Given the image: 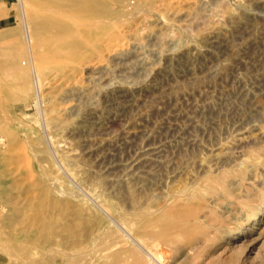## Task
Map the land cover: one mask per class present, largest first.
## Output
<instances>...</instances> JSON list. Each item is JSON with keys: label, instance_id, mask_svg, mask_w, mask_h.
Returning a JSON list of instances; mask_svg holds the SVG:
<instances>
[{"label": "rangeland", "instance_id": "obj_1", "mask_svg": "<svg viewBox=\"0 0 264 264\" xmlns=\"http://www.w3.org/2000/svg\"><path fill=\"white\" fill-rule=\"evenodd\" d=\"M34 1L0 0V264H264V0L144 3L119 30L130 54H89L96 74L89 55L61 70L57 45L27 39ZM146 141L153 160L111 167ZM36 199L70 229L52 234L66 219L45 210L40 231Z\"/></svg>", "mask_w": 264, "mask_h": 264}, {"label": "bare ground", "instance_id": "obj_2", "mask_svg": "<svg viewBox=\"0 0 264 264\" xmlns=\"http://www.w3.org/2000/svg\"><path fill=\"white\" fill-rule=\"evenodd\" d=\"M146 2H143V0H43V1H34L36 6L38 5V3H41L40 4V7H41V10L40 9H37V10H34V9H31L30 10V15L28 14V18H27V22H26V25L24 30V34L26 35L27 39L30 41L32 37H35L37 39V42H36V45H40V44H44L46 46H44L45 48H48V45L47 44H54V45H57L58 46V50L60 51L59 53H56L57 55V58L58 60H60V63L57 64L58 65V68L59 69H69L71 66L74 67L73 65L79 61L80 59H84L83 57L85 55H89L91 54L92 56L94 55V52L95 53H101V50L105 49L107 50V58L109 57V60L110 59H116L117 63L120 61L119 58H122V56H126L128 54H130V47L133 48V46L131 45L130 49L128 48H123L121 46H118V43L120 42L121 37H126L125 35H127V33L125 34L124 31H119V30H122L123 28V24L130 18L131 19V16L136 14V10L140 9V6L142 4H148V3H151V4H148L149 6L150 5H153L154 2L157 3V0H144ZM159 1V0H158ZM164 1V0H163ZM165 2V1H164ZM163 2V3H164ZM199 2V1H198ZM22 3V2H21ZM204 3V1H203ZM161 4V3H160ZM39 6V5H38ZM156 7V6H154ZM159 7V6H158ZM22 8V7H20ZM26 8V7H25ZM145 8V6H144ZM147 7L146 6V11L147 10ZM23 9V8H22ZM143 9V7H142ZM28 10V8H27ZM160 10V9H158ZM24 12V11H23ZM26 12V11H25ZM144 12V11H142ZM141 12V13H142ZM158 13L160 11H157ZM174 12H176L174 10ZM27 13V12H26ZM162 13V12H160ZM171 13V12H170ZM22 14V13H21ZM20 14V15H21ZM145 14V13H144ZM189 14V13H188ZM130 15V16H129ZM157 15V14H156ZM160 15V14H159ZM171 15V14H170ZM173 15V14H172ZM253 15V14H252ZM162 16V15H161ZM175 16V15H174ZM188 16V15H187ZM137 17V15H136ZM140 17V16H139ZM145 17L147 18L148 16L145 15ZM160 18V16H158ZM163 17V16H162ZM161 17V18H162ZM21 18V17H20ZM149 18V17H148ZM147 18V19H148ZM158 18V19H159ZM129 19V20H130ZM136 19H139V18H136ZM141 19V18H140ZM143 19V18H142ZM19 20V19H18ZM157 20V19H155ZM136 21V20H135ZM145 21V20H144ZM156 22V21H155ZM154 22V23H155ZM135 23V22H134ZM137 23V22H136ZM159 23V22H158ZM162 23V22H161ZM22 24V23H21ZM132 25V24H131ZM147 25V24H146ZM162 25V24H161ZM164 25V24H163ZM24 26V25H23ZM128 26H129V23H128ZM160 26V25H159ZM166 26V25H165ZM182 27V25H181ZM184 27V26H183ZM126 28V27H125ZM169 28V27H168ZM168 28H163V29H166L168 30ZM185 28V27H184ZM135 28H133L132 31H134ZM163 29H160L163 30ZM127 31V29H125ZM129 30V29H128ZM164 30V31H166ZM172 30V29H170ZM132 31H129V32H132ZM136 31V30H135ZM169 31V30H168ZM128 32V31H127ZM128 32V34H130ZM163 32V31H162ZM123 34V36L120 37V34ZM151 33V32H150ZM150 33H147L146 35L150 34ZM153 33V32H152ZM156 33V31H155ZM158 33V32H157ZM2 34V33H1ZM0 34V35H1ZM146 35H143L144 37ZM165 35V32L163 33V36ZM130 36V35H128ZM150 36V35H149ZM148 36V37H149ZM155 36V35H154ZM158 36V35H157ZM156 36V37H157ZM167 36V35H166ZM130 37H133V36H130ZM137 37V36H136ZM162 37V36H161ZM169 37V36H167ZM123 38V40H125ZM143 39V37H141ZM147 37H145L144 40H146ZM150 38V37H149ZM158 38V37H157ZM164 38V37H163ZM175 38V37H174ZM131 39V38H130ZM141 39V40H142ZM148 39V38H147ZM159 39V38H158ZM173 39V38H172ZM35 40V39H34ZM134 40V38H133ZM138 39H135V42L137 41ZM140 40V39H139ZM138 40V41H139ZM140 40V41H141ZM153 40V39H152ZM168 40V39H167ZM171 40V39H170ZM174 40V39H173ZM126 41V40H125ZM130 41V40H129ZM177 41V39H176ZM128 42V41H127ZM175 42V41H174ZM129 43V42H128ZM127 43V44H128ZM137 43V42H136ZM135 43V44H136ZM35 44V43H34ZM121 44V43H120ZM130 44H131V41H130ZM129 44V45H130ZM132 44H134L132 42ZM41 46V45H40ZM124 46V45H123ZM136 46V45H135ZM55 48V49H56ZM53 49V48H52ZM56 49V50H57ZM54 50V49H53ZM100 51V52H99ZM57 52V51H56ZM49 53V52H48ZM52 53V52H50ZM49 53V55H50ZM55 51H53L52 54H54ZM93 53V54H92ZM104 53V52H103ZM95 55L97 56L98 60L100 59L98 57V55ZM46 55V53L44 54ZM91 55H89V59L91 60V58H93ZM48 57V55H46ZM45 56V57H46ZM95 56L92 60L95 59ZM56 56L53 55V58H55ZM49 58V57H48ZM52 58V59H53ZM104 58V57H103ZM12 59L14 58H11L10 60V68H13L14 70H16L18 67H16V63L15 61ZM46 58H44L45 60ZM51 59V58H49ZM48 59V60H49ZM51 59V60H52ZM88 58L87 59H84L85 61V65L86 66V69L87 71H89L90 73L92 74H96V73H104V70H106L108 67H106V63L104 64L103 61L100 62V60H94V61H88L89 60ZM119 59V61L117 60ZM47 60V59H46ZM50 60V61H51ZM123 60V59H122ZM121 60V61H122ZM2 61V60H1ZM5 61V60H4ZM7 62V61H6ZM88 62V63H87ZM81 63V61L79 62ZM87 63V65H86ZM116 63V62H115ZM19 64V63H17ZM82 64V63H81ZM263 64V63H262ZM31 65V64H30ZM50 65V63H49ZM52 65V63H51ZM50 65V66H51ZM76 65V64H75ZM78 65V64H77ZM80 65V64H79ZM55 66V63L54 65ZM83 66V67H84ZM20 67V66H19ZM49 68V67H48ZM127 68V66H126ZM45 69V68H44ZM78 69V68H77ZM84 69V68H83ZM19 70V69H18ZM55 70V69H54ZM73 70V69H72ZM108 70V69H107ZM69 71V70H68ZM79 71V70H78ZM86 71V70H85ZM109 71V70H108ZM73 72V71H72ZM71 73V72H70ZM79 73V72H78ZM65 74V73H64ZM89 74V73H88ZM27 75V74H26ZM75 76V74H73ZM78 75V74H77ZM82 75V74H81ZM80 75V76H81ZM66 76V75H65ZM90 76V75H89ZM100 76L102 77V75L100 74ZM123 76V75H122ZM19 77V76H18ZM73 77V76H72ZM76 77V76H75ZM69 78V77H68ZM94 78V77H93ZM127 78V77H126ZM67 79V78H66ZM72 79V78H69L68 79V82H70L69 80ZM97 79V78H96ZM73 80H74V77H73ZM126 80V79H125ZM39 81V80H38ZM94 81H95V78H94ZM127 81V80H126ZM125 81V82H126ZM259 81V80H258ZM68 82H66L65 80V84H67ZM106 82V81H105ZM128 82V81H127ZM19 83V82H18ZM27 83V82H26ZM41 84V82H39ZM71 83V82H70ZM80 83V82H79ZM117 83V82H116ZM124 83V82H123ZM119 84V83H118ZM130 85L132 84L131 82L129 83ZM64 85V84H63ZM114 85V84H113ZM123 85V84H122ZM66 86V85H65ZM105 86V85H104ZM116 86V89H117V85L115 84ZM121 86V85H120ZM124 86V85H123ZM114 87V86H113ZM4 87L1 88L0 86V89H3ZM29 88V87H28ZM68 89V91H71V90H74L73 93L71 94H74L75 91L76 93L77 92H81L83 89L87 90L86 88H84V86H81L80 84H70L69 87L67 86L66 87ZM90 88H93L90 86ZM89 88V89H90ZM123 88V91L125 90L126 91H129L131 89H133L131 87V89L129 88V86L125 85L124 87H121ZM135 88V87H134ZM252 88V87H251ZM8 89V88H7ZM6 89V90H7ZM11 91L14 92V94H18L19 92L25 94L27 92V87L22 83V86L21 84L18 85V84H15L14 86H12L11 88ZM95 89V87H94ZM101 92V86L100 88H98ZM253 89V88H252ZM104 90V89H103ZM10 91V90H9ZM90 91V90H89ZM91 91H93V89H91ZM90 91V92H91ZM96 91V90H95ZM121 91V92H123ZM65 92V91H64ZM98 92V90H97ZM8 93V92H7ZM88 93V92H87ZM94 93V92H93ZM53 94V92H52ZM66 93H64L65 95ZM68 94V92H67ZM91 94V93H90ZM86 95V94H85ZM94 95V94H92ZM19 97V96H18ZM75 97V96H74ZM81 97V96H80ZM87 98V97H86ZM38 102V101H37ZM45 102V101H44ZM205 102V101H204ZM47 103V102H46ZM45 103V104H46ZM91 103V102H90ZM89 104V102L87 103ZM63 105V104H62ZM76 108H79V106L77 105H67L63 108H61L62 110V115L63 114H67V112L71 113V111L75 110ZM81 108H83L81 106ZM80 108V109H81ZM201 109V108H200ZM61 110H60V113H61ZM78 111V110H77ZM76 111V112H77ZM192 111V110H191ZM75 112V111H74ZM73 113V112H72ZM195 114V113H194ZM195 116V115H194ZM190 119V118H189ZM191 120V119H190ZM195 122V121H194ZM192 123V122H191ZM198 123V122H197ZM148 133V132H147ZM261 134V133H259ZM127 135V134H126ZM145 135V134H144ZM238 136L236 137V140L237 142H241L244 135L242 132H239V134H237ZM125 136V135H123ZM128 136V135H127ZM126 137V136H125ZM129 137V136H128ZM150 137V135H149ZM127 138V137H126ZM132 138V137H130ZM146 138V136H145ZM123 139V137H122ZM130 140V139H129ZM147 140V139H146ZM0 141H1V138H0ZM133 142V141H132ZM147 142V141H146ZM150 142V141H149ZM149 142H147L146 144L145 143H142V144H145L143 146H141V150L138 151L135 156L133 155V157L131 159H128V160H123V162H121L118 158L119 161H114L113 164L111 165V167H119L121 168V171L122 170H129L131 168H135L137 169L135 166L138 164H140V162H144V163H147V161H149V159L151 160L152 158L150 157L152 154H154L158 148V145H154L152 144V142H150L151 144H149ZM55 143V142H54ZM125 143V142H124ZM2 144V143H1ZM67 144V143H66ZM127 144V143H126ZM131 144V143H130ZM129 143L127 145L131 146ZM135 144V143H134ZM161 146L163 143H160ZM125 145V144H123ZM139 145V144H137ZM240 145V144H239ZM68 146V145H67ZM136 146V144H135ZM64 147V145H63ZM66 147V146H65ZM116 148V146H114ZM164 147V146H163ZM138 148L140 149V147L138 146ZM225 148V147H224ZM223 148V149H224ZM229 148V147H228ZM226 148V149H228ZM53 149V147H52ZM56 149V148H55ZM120 149V148H119ZM136 150V149H134ZM162 150V149H161ZM117 151V150H116ZM116 151H115V154H116ZM118 152V151H117ZM120 152V151H119ZM160 152V151H158ZM157 152V154H158ZM156 154V153H155ZM156 154V155H157ZM150 155V156H149ZM155 156V155H154ZM153 157V156H152ZM157 157V156H155ZM219 157L216 156V159H218ZM222 158V157H221ZM219 158V159H221ZM116 159V158H115ZM121 159V158H120ZM154 159V158H153ZM152 159V160H153ZM159 159V158H158ZM113 161V160H112ZM137 165V166H138ZM141 165V164H140ZM110 167V168H111ZM134 169V170H135ZM119 171V170H118ZM120 172V171H119ZM124 172V171H123ZM121 172V173H123ZM127 174V173H125ZM129 174V173H128ZM113 176V175H112ZM115 176V175H114ZM108 178V176H107ZM117 178V176H116ZM119 178V177H118ZM123 179V178H122ZM93 180V179H92ZM97 180V179H95ZM109 180V178H108ZM114 181V179H112ZM117 180V179H116ZM111 181V180H110ZM112 181V182H113ZM119 181V180H118ZM123 181H126V180H123ZM116 182V181H115ZM98 183V182H97ZM118 183V182H117ZM38 184V183H37ZM60 184V183H59ZM84 184V183H83ZM43 185V184H42ZM90 185V184H89ZM86 186V185H85ZM91 186V185H90ZM86 188V187H85ZM89 188V187H88ZM35 196V195H34ZM40 196V195H39ZM92 197V196H91ZM41 198V196H40ZM39 199V198H38ZM36 199V200H38ZM33 200V199H32ZM98 201V200H97ZM31 203V202H29ZM36 203V202H35ZM62 204V202H61ZM64 204V203H63ZM62 204V205H63ZM95 204H97L95 202ZM64 206V205H63ZM66 207V206H65ZM67 208V207H66ZM65 208H63L60 204L56 203V202H51L49 204H45V203H42L38 200V202L36 203V207H35V218H36V222H37V228L40 230V231H45L46 228H47V224L48 222L50 223H56L57 222V217L54 213H56L57 215H60V214H63V216H65V219L66 221H64V223H62L61 227H53V229H51V233L54 234V235H57L60 231H66V230H69L71 225L73 224L72 223V220H69L68 219V216L69 214H65ZM104 209L107 210L106 207H104ZM51 211V215L49 217V221L47 222L46 220V217L48 216H45L44 215V211ZM68 210V208L66 209ZM77 210V209H76ZM45 211V212H46ZM79 211V210H78ZM76 213V212H75ZM116 215H119V214H116ZM76 216H77V213H76ZM81 216V215H80ZM79 216V217H80ZM114 217V216H113ZM19 218V217H18ZM34 218V219H35ZM33 219V220H34ZM23 220V218H22ZM119 220V219H117ZM121 220V219H120ZM30 221V220H29ZM35 222V221H34ZM169 222V221H168ZM32 223V222H30ZM127 223V222H126ZM27 224V223H26ZM34 224V223H33ZM121 224V223H120ZM12 225V223L10 224ZM23 226V225H22ZM32 226V225H31ZM30 226V227H31ZM57 226V225H56ZM32 228V227H31ZM50 228V227H49ZM30 229V228H29ZM124 230H127V229H124ZM41 233V232H40ZM46 233V232H45ZM87 233V232H86ZM92 233V232H91ZM43 234V233H42ZM61 233L60 232V235L61 236ZM89 234V233H88ZM45 235V234H44ZM86 235V234H85ZM91 235V234H90ZM96 235V234H95ZM87 236V235H86ZM44 236L43 235H40L38 236V240L42 241L44 239V241L50 239V237H45L43 238ZM54 237V236H53ZM85 237V236H84ZM88 237V236H87ZM92 237V236H91ZM52 239H50V241L52 242ZM86 239V238H84ZM99 239V238H98ZM29 240V239H28ZM27 242H30L28 241ZM36 240V239H35ZM27 248V247H26ZM51 248V247H50ZM30 249V248H29ZM48 249V248H47ZM46 249V250H47ZM25 250V249H24ZM28 251V250H27ZM43 251V250H42ZM47 252V251H46ZM45 254V253H44ZM38 255V254H37ZM58 256V255H57ZM26 257V256H25ZM42 257V256H41ZM44 257V256H43ZM55 257V256H54ZM53 257V258H54ZM27 258V257H26ZM36 258V257H35ZM28 259V258H27ZM26 259V260H27ZM31 259V258H30ZM45 260L47 259V256L44 258ZM29 260V259H28ZM53 260V259H52ZM46 262H49L50 261H46ZM43 263H45L43 261ZM42 263V264H43ZM47 263V264H49ZM41 264V263H39Z\"/></svg>", "mask_w": 264, "mask_h": 264}]
</instances>
